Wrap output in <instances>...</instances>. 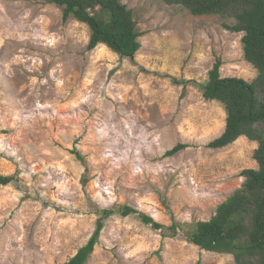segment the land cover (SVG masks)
<instances>
[{
  "label": "rangeland",
  "instance_id": "obj_1",
  "mask_svg": "<svg viewBox=\"0 0 264 264\" xmlns=\"http://www.w3.org/2000/svg\"><path fill=\"white\" fill-rule=\"evenodd\" d=\"M121 3L141 33L133 56L90 48L89 25L61 6L0 0V174L16 178L0 185V264L65 263L102 209L125 205L163 227L115 212L85 264H236L168 227L209 220L257 168L246 137L208 148L226 112L197 85L217 60L223 77L258 75L243 34L163 0Z\"/></svg>",
  "mask_w": 264,
  "mask_h": 264
},
{
  "label": "trees",
  "instance_id": "obj_2",
  "mask_svg": "<svg viewBox=\"0 0 264 264\" xmlns=\"http://www.w3.org/2000/svg\"><path fill=\"white\" fill-rule=\"evenodd\" d=\"M44 1L61 6L65 21L73 17L89 25L90 48L105 44L122 56H133L141 48L137 21L122 0ZM163 1L187 8L194 15H213L226 21L224 27L227 30L243 34L244 58L258 70V75L251 81L223 77L222 62L217 60L208 79L197 83L203 97L219 101L226 112L225 130L207 145L208 148L222 149L246 137L257 144L254 152L257 168L241 172L245 179L242 186L217 206L209 220L191 225L174 223L168 229L174 238L190 242L201 250L231 255L236 264H264V0ZM187 147V144H178L166 156H173ZM73 151L81 157L77 150ZM15 179V176L0 174V185L8 186ZM88 180L85 175L84 186ZM115 212L138 214L153 228L163 227L147 214L127 205L102 209V216L88 243L62 264H85L99 241L105 220Z\"/></svg>",
  "mask_w": 264,
  "mask_h": 264
}]
</instances>
